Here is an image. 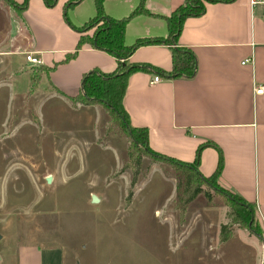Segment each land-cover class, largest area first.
Here are the masks:
<instances>
[{
  "label": "crops",
  "instance_id": "crops-1",
  "mask_svg": "<svg viewBox=\"0 0 264 264\" xmlns=\"http://www.w3.org/2000/svg\"><path fill=\"white\" fill-rule=\"evenodd\" d=\"M14 1L16 5L0 0L2 67L11 68L13 59L33 51L42 57L38 64L50 69L42 71L32 97L44 85L57 98L71 102L90 125L101 121L107 129L110 116L102 103L75 104L72 96L79 92L81 78L89 69L114 71L116 55L86 43L74 57L63 60L79 36L71 24L81 26L95 15V0L70 5L67 14L71 24L64 16L67 0L51 5L45 0H27L24 7L23 0ZM183 1L145 0L146 10L126 21L125 44L144 36L167 38L170 26L165 15ZM138 2L103 0L102 4L112 17H124ZM205 6L201 14L183 18L173 43L145 42L131 51L129 61L148 67L130 72L122 100L131 123L147 128L153 150L185 162H194L198 153L197 166L205 176L215 169L220 151L223 164L217 183L256 203L255 219L261 234L234 220L228 222L227 203L195 206L193 199L181 214L175 200L170 201L167 212L173 217L174 232L188 224L193 228L190 237L180 235L181 246L190 239L189 246L182 249V264H260L264 239V91L255 92V87L264 83V4L218 0L206 1ZM173 47L193 52L196 62L191 74L160 72L173 69ZM154 74L160 79L151 83ZM213 210L220 212L216 224ZM227 223L229 233L222 239L221 225ZM16 256V264H65L59 244L30 242L18 249Z\"/></svg>",
  "mask_w": 264,
  "mask_h": 264
},
{
  "label": "rangeland",
  "instance_id": "rangeland-1",
  "mask_svg": "<svg viewBox=\"0 0 264 264\" xmlns=\"http://www.w3.org/2000/svg\"><path fill=\"white\" fill-rule=\"evenodd\" d=\"M26 52L11 68L0 61V264H16L18 249L30 242L59 244L65 264H182L190 239L183 246L180 240L193 228L175 233L168 216L175 166L143 155L132 184L127 137L101 121L90 125L44 85L32 97L42 64ZM209 191L210 198L200 192L193 204L227 203L232 222L231 204ZM219 213L213 210L215 224Z\"/></svg>",
  "mask_w": 264,
  "mask_h": 264
},
{
  "label": "trees",
  "instance_id": "trees-1",
  "mask_svg": "<svg viewBox=\"0 0 264 264\" xmlns=\"http://www.w3.org/2000/svg\"><path fill=\"white\" fill-rule=\"evenodd\" d=\"M45 1L48 5H51L55 3L56 0ZM77 1L79 0H67L63 7L65 20L69 23L70 20L67 14V8ZM144 1L145 0H139L138 4L128 16L112 17L106 13L105 9H103V0H95V9H97L95 15L84 21L81 26L70 23L79 32V36L75 47L65 54L66 57L63 60H68L69 58L74 57L77 51L86 43L93 47L104 49L111 54H115L117 57V64L114 71L106 72L97 67H93L84 72L80 82V90L77 94L72 96V102L75 104L78 101L84 104L102 103L105 106L108 115L110 116L107 130L117 129L129 140L125 165L131 168L132 184L137 180L138 174L140 173L141 157L143 155L150 154L154 158L166 160L173 164L177 169L175 206L179 209L181 214L184 213L189 202H191L200 192H204V194L210 198L212 193L209 189L211 188L221 192L227 202L231 204L233 209L232 219H234V221L238 222L241 226H248L255 233L261 234V226L258 220L255 219L256 203L247 201L239 194L223 188L216 181L223 164V158L220 151L215 169L210 175L205 176L201 174L197 166L198 153H196L194 162H185L153 150L148 144L147 128L145 126H137L131 123L130 116L126 111L122 100L130 72L136 68L148 67L147 64L129 61L128 58L131 51L145 42L167 40L169 43H173L182 26L183 18L190 14H201L205 10L206 1L218 0H184L175 7L170 15H165L170 26V32L167 38L163 39L151 36L138 37L134 42L127 45L123 39L126 21L132 14L146 10ZM9 2L16 5L14 0H9ZM26 3L27 0H23L21 6L24 7ZM91 28H93L92 31L88 32ZM180 50L181 51L177 50L175 47L172 48L174 57L176 56V60H174L172 67L173 69L170 71L162 70L160 71L161 73L166 75H174L176 73L191 74L194 71L196 60L193 52L188 49ZM188 67H190V70ZM49 69L48 66L42 65L41 71H38V73L34 75V79L38 81V78L43 73L42 71ZM34 84L35 83H33V85ZM203 185H205L207 189H204L202 187ZM130 194L131 192L127 195L126 202L130 201ZM228 233L229 229L227 228V224H222L220 231L221 238H227Z\"/></svg>",
  "mask_w": 264,
  "mask_h": 264
},
{
  "label": "built area",
  "instance_id": "built-area-1",
  "mask_svg": "<svg viewBox=\"0 0 264 264\" xmlns=\"http://www.w3.org/2000/svg\"><path fill=\"white\" fill-rule=\"evenodd\" d=\"M251 3H263L264 4V0H250ZM25 57L27 58V60H29L31 63L34 64H38L42 61V57H40L39 55L35 54L33 51H27L25 54ZM160 79V76L158 74H154L151 78H150V82L153 83L155 81H158ZM264 91V83L259 84L258 86L255 87V92H263ZM262 249H263V256L261 259V263L260 264H264V239L262 242Z\"/></svg>",
  "mask_w": 264,
  "mask_h": 264
},
{
  "label": "water",
  "instance_id": "water-1",
  "mask_svg": "<svg viewBox=\"0 0 264 264\" xmlns=\"http://www.w3.org/2000/svg\"><path fill=\"white\" fill-rule=\"evenodd\" d=\"M46 178H47L48 180H50V175H48ZM92 199H93V200L98 199V197H97V195H96L95 193L92 194Z\"/></svg>",
  "mask_w": 264,
  "mask_h": 264
}]
</instances>
